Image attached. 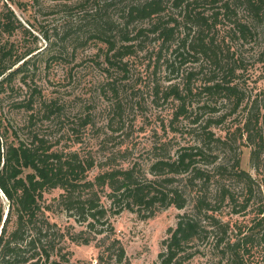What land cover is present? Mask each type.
I'll return each mask as SVG.
<instances>
[{"label":"rangeland","instance_id":"rangeland-1","mask_svg":"<svg viewBox=\"0 0 264 264\" xmlns=\"http://www.w3.org/2000/svg\"><path fill=\"white\" fill-rule=\"evenodd\" d=\"M196 1L191 5L193 12L204 11L210 16L219 13V22L205 33L206 40L218 46V62L200 54L187 56L184 62L181 58L174 60L173 50L189 28L184 6H174L173 0H168L164 10L153 18H138L123 26L131 35L139 28L146 30L132 41L137 45L136 52L118 65L110 64L105 41L92 37L90 32L96 16H111L116 22H125L123 15H127L134 0H0V12L10 7L18 21L12 33L1 35L0 45L7 43L15 55L34 50L26 57L29 63L24 70L0 92V119L5 124L21 127L20 133L27 135L31 131L27 123L33 121L31 125L35 124L36 129L53 141L56 149L76 151L80 157L92 159L95 164L88 171L92 179L111 167L134 165L141 177L152 178L149 166L158 154L167 152L168 148L175 155L180 147L198 143L199 131L191 121L201 111L199 106L209 103L216 112L202 110V123L210 118L215 121L222 115L226 117L210 128L216 137L229 144L219 143L214 148L218 162L231 166L239 158L241 169L254 181L250 192L246 180L226 171L223 177L216 175L207 185L192 188L186 185L187 174L177 175L179 180L174 185H179L184 192V208L156 204L149 210L142 206L119 212L107 196L108 190H99L101 202L108 210V220L104 226L98 224L95 230L84 233L83 237L90 238L89 243L61 240L64 251H71L69 260L63 264H159L168 229L177 226L180 215L197 213L198 194L208 198L212 207L209 213L226 225L227 235L216 245L221 228H214L208 220H203L210 232H203L186 246L180 254L187 255L184 263L236 264L235 259H242L244 264H264V150L254 165L251 160L254 146L248 141L249 131L245 128L247 117L257 111L260 137L256 140L264 142V4L256 14L246 0ZM226 4L231 7L228 13ZM170 17L177 18L179 24L169 21ZM235 20L247 23L250 33L241 34ZM158 21H167L176 28L175 37L162 52L161 40L149 30ZM194 33L191 32V38ZM172 61L174 66L168 64ZM232 67H236L234 75L230 74ZM190 72L192 75L188 77ZM229 79L238 84L242 93V101L236 108L234 97L228 100L203 90L205 85ZM186 83L193 90L187 98V109L192 112L190 118L183 115L175 118L180 101L174 96L166 97L165 93L169 85L179 84L182 89ZM31 98L33 109L26 106ZM20 102L25 106L18 107L16 104ZM48 105L53 108V114L48 111ZM222 185L228 189L224 197L220 193ZM60 192V189L48 192L46 203ZM0 202L6 213L9 201L1 189ZM46 215L70 232L84 228L57 204ZM199 216L205 218L204 214ZM99 229L104 232H98ZM245 235H251L254 241L245 245L248 250H238L240 255L236 258L225 241L232 245ZM113 240L120 241L125 258L120 262L103 254L102 263L100 251ZM117 251L119 244L112 253Z\"/></svg>","mask_w":264,"mask_h":264},{"label":"trees","instance_id":"trees-1","mask_svg":"<svg viewBox=\"0 0 264 264\" xmlns=\"http://www.w3.org/2000/svg\"><path fill=\"white\" fill-rule=\"evenodd\" d=\"M167 2L168 0H134L127 15H123L126 17L123 23L116 22L111 16L94 17L90 33L92 37L101 39L108 45V60L111 65H118L126 56L134 54L137 45L132 41L139 39L146 30L139 28L135 35H131V31L123 26H129L138 18L142 20L153 18L164 10ZM194 2L198 1L173 0L174 6H184L182 8L189 28L188 33L179 39L178 45L173 50L174 60L181 58L180 60L184 62L188 59L187 56L200 54L218 62V46H214L212 40H206L205 33L219 22V13L215 12L210 16L204 11L193 12L191 5ZM246 4L257 14L264 0H246ZM225 7L228 5L226 4ZM230 9L231 7H228L226 12L228 13ZM168 20L179 24L175 17H170ZM17 22L15 13L10 7L7 11L2 10L0 38L2 34L12 33L18 26ZM235 22L241 34L246 36L250 33L247 23H242L240 20ZM194 26L196 29L192 31ZM175 29L167 21H158L150 27L149 30L157 34V38L161 40L160 52L175 37ZM191 32L196 34L192 38ZM119 41L122 42L121 45H118ZM33 52L34 50L30 49L23 55H15L12 47L7 43L0 45V92H4L12 83L14 76L24 70L29 63L26 57ZM160 59L161 55L158 57V60ZM20 61L22 63L14 68ZM174 63L175 61H172L168 64L174 66ZM235 68L230 69L231 75L235 74ZM191 75L190 72L187 76ZM203 90L209 95L218 94L228 100L234 97V108L242 101L238 84L233 83L231 79L205 85ZM165 94L166 97L174 96L180 101L175 118L181 115L190 118L189 113L192 111L187 109V98L193 94L190 83L184 84L182 89L179 84L169 85ZM33 103L31 98L26 106L33 109ZM16 105L25 106L23 102ZM47 108L50 114L54 113L49 105ZM198 109L216 112L215 107L209 103L200 105ZM201 111L196 112V116L191 121L196 124L195 129L199 131L198 143L180 147L175 155H172L168 148L167 152L158 154L149 166V172L154 175L152 178L146 175L141 177L137 173L138 168L134 165L131 168L111 167L92 179L88 176V171L95 164L92 159L82 158L76 151L65 152L56 149L53 141L36 129L35 124L31 125L33 121L27 123L31 131L27 135L23 133L22 135L21 127L5 124L0 119V189L9 201L6 213L0 202V264H63V261H68L71 251H64L61 240L89 243L90 238L83 237L84 233L95 230L98 224L104 226L108 220V210L101 202L102 196L99 190L103 192L108 190L107 196L114 205L118 206L117 212L124 208L135 210L136 207L142 206L149 210L156 204L184 208L186 205L184 192L179 185H174L179 180L177 175L183 174L188 175L186 185L194 188L201 184L207 185L216 175L223 177V173L230 171L232 175L246 180L249 191L252 192L251 186L254 181L247 171L241 169L240 159L237 158L229 166L225 162H218L219 156L214 154V148L219 143L229 146L227 140L216 137L210 129L214 122H222L226 118L225 115L220 116L218 120L214 121L210 118L202 123ZM253 114L247 117L245 128L249 131L247 139L254 146L251 160L255 165L264 150V142L256 140L257 136L260 137L256 127L259 113L256 111ZM213 164L215 165L209 168ZM215 181L218 182L217 179ZM224 187L223 185L220 187L223 197L228 193V189ZM54 189H60V194L50 203H46V194ZM195 202L197 213L180 215L177 226L168 229L169 235L162 241L164 249L159 254V264H185L183 259L187 255L180 254L186 250V246L201 237L203 232H210L202 223L203 220H208V224L214 228H221V236L218 237L216 245L219 246L225 240L226 225L221 224L213 213H209L212 207L208 198L198 194ZM56 204L68 215L73 216L85 229L70 232L69 228H63L56 221H52L46 214L47 211H52ZM201 214L205 215L204 219L199 216ZM98 232L102 233L104 230L99 229ZM253 239L251 235H245L232 245L229 241L225 242L237 258V255H240L238 250L241 248L248 250V245L246 247L245 245L251 244ZM117 244L119 251L112 253ZM100 252L99 261L102 263L103 254L120 262L125 258V250L119 240L110 241ZM235 262L244 264L242 259L238 261L235 259Z\"/></svg>","mask_w":264,"mask_h":264}]
</instances>
